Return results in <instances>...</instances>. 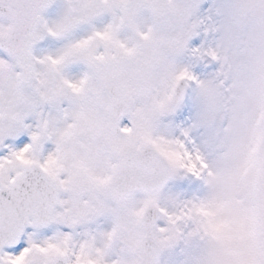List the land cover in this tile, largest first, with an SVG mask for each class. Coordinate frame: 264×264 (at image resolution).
Masks as SVG:
<instances>
[{
	"label": "snow or ice",
	"instance_id": "obj_1",
	"mask_svg": "<svg viewBox=\"0 0 264 264\" xmlns=\"http://www.w3.org/2000/svg\"><path fill=\"white\" fill-rule=\"evenodd\" d=\"M0 264H264V0H0Z\"/></svg>",
	"mask_w": 264,
	"mask_h": 264
}]
</instances>
